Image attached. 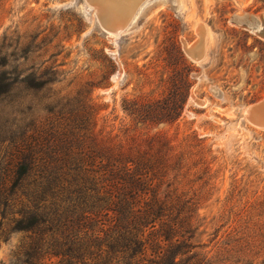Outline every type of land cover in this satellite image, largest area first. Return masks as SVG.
Wrapping results in <instances>:
<instances>
[{"label": "rangeland", "instance_id": "obj_1", "mask_svg": "<svg viewBox=\"0 0 264 264\" xmlns=\"http://www.w3.org/2000/svg\"><path fill=\"white\" fill-rule=\"evenodd\" d=\"M102 8L0 0V71L20 80L0 98V183L14 178L11 137L64 128L86 102L99 139L169 142L199 199L203 264H264V129L246 113L264 101V38L246 28L264 26V0H144L115 38ZM4 198L0 186V264H58L48 237L12 230Z\"/></svg>", "mask_w": 264, "mask_h": 264}, {"label": "trees", "instance_id": "obj_2", "mask_svg": "<svg viewBox=\"0 0 264 264\" xmlns=\"http://www.w3.org/2000/svg\"><path fill=\"white\" fill-rule=\"evenodd\" d=\"M19 83L0 71V98ZM71 112L64 128L8 140L14 178L0 186L12 230L48 237L58 264H203L192 242L199 199L169 142L99 139L89 104Z\"/></svg>", "mask_w": 264, "mask_h": 264}, {"label": "bare ground", "instance_id": "obj_3", "mask_svg": "<svg viewBox=\"0 0 264 264\" xmlns=\"http://www.w3.org/2000/svg\"><path fill=\"white\" fill-rule=\"evenodd\" d=\"M89 1H92L93 3H95V2L100 3L101 7L103 5L104 9L102 8V9H100V11L105 13V16H106L105 18H106L107 22L109 23V24L106 23V25H109L108 27L112 26V28H110V35H111V37L115 38L124 32L126 26L133 19V17L136 15L140 4L144 0H89ZM91 6L95 7L93 5H91ZM96 6H98V5H96ZM97 8H99V7H97ZM95 10H97V9H95ZM99 17H100V15H99ZM236 18H238L242 22V20H245L248 17L241 15V16H236ZM101 21L106 22V21H103V18L101 19ZM117 22H120L121 24L115 26ZM238 24H239V21H238ZM242 24H243V22H242ZM247 24H248V26L246 28H248L250 31H252L256 35H258V33L262 29H264V26L262 24V16L261 15L250 17ZM105 28L107 29V27H105ZM197 33H198V31H197ZM186 52L194 60L199 61L200 60L199 56L203 51L201 48H198L197 44H195L192 47L188 48L186 50ZM248 112H246V113L248 115H250L249 117H251L252 120L256 123V126L264 129V101L260 102L257 105L252 106L248 110ZM248 115H247V117H248Z\"/></svg>", "mask_w": 264, "mask_h": 264}, {"label": "water", "instance_id": "obj_4", "mask_svg": "<svg viewBox=\"0 0 264 264\" xmlns=\"http://www.w3.org/2000/svg\"><path fill=\"white\" fill-rule=\"evenodd\" d=\"M104 27V26H103ZM105 28V27H104ZM105 30L108 32V30L105 28ZM109 33V32H108ZM258 35H260V37H263L264 38V32L263 30H261Z\"/></svg>", "mask_w": 264, "mask_h": 264}]
</instances>
